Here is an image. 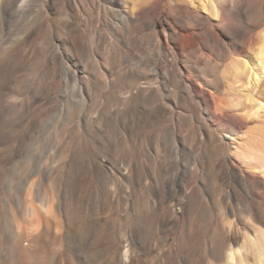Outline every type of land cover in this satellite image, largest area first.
Returning <instances> with one entry per match:
<instances>
[{"label": "bare ground", "instance_id": "obj_1", "mask_svg": "<svg viewBox=\"0 0 264 264\" xmlns=\"http://www.w3.org/2000/svg\"><path fill=\"white\" fill-rule=\"evenodd\" d=\"M27 4L0 0V17L23 14ZM41 10L0 63L40 22L51 23L50 10L61 15L62 28L50 34L59 42V76L84 101L117 100L107 115L113 125L131 102L165 124L153 141L152 208L199 199L207 207L209 199L234 219L204 250L225 264H264V0H42ZM163 162L168 180L159 175ZM135 167L126 162V177ZM92 170L97 178L112 172L102 163Z\"/></svg>", "mask_w": 264, "mask_h": 264}, {"label": "rangeland", "instance_id": "obj_2", "mask_svg": "<svg viewBox=\"0 0 264 264\" xmlns=\"http://www.w3.org/2000/svg\"><path fill=\"white\" fill-rule=\"evenodd\" d=\"M27 3L23 14L0 17L1 55L46 15L42 0ZM50 12L51 23L40 22L0 63V264H225L204 247L234 217L209 199L207 207L199 199L167 202L163 213L152 208L153 141L165 124L148 121L131 102L121 113L125 126L113 125L107 115L117 100L84 101L57 72L59 42L50 34L62 28V16ZM128 160L136 167L126 177ZM98 163L111 174L93 175ZM165 165L159 175L168 180Z\"/></svg>", "mask_w": 264, "mask_h": 264}]
</instances>
